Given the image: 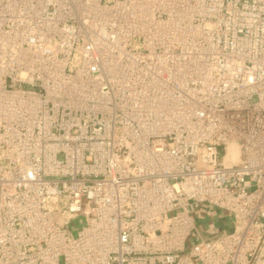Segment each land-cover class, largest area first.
Returning <instances> with one entry per match:
<instances>
[{
  "label": "built area",
  "instance_id": "built-area-1",
  "mask_svg": "<svg viewBox=\"0 0 264 264\" xmlns=\"http://www.w3.org/2000/svg\"><path fill=\"white\" fill-rule=\"evenodd\" d=\"M0 264H264V0H0Z\"/></svg>",
  "mask_w": 264,
  "mask_h": 264
},
{
  "label": "rangeland",
  "instance_id": "rangeland-1",
  "mask_svg": "<svg viewBox=\"0 0 264 264\" xmlns=\"http://www.w3.org/2000/svg\"><path fill=\"white\" fill-rule=\"evenodd\" d=\"M203 211H204V214H201L198 219V227H199V230L200 232L202 233V236L204 238H208L209 236H211V233L213 231H218V232H222L223 230L224 231H231L232 230V223L231 221H223V220H219V213L217 212H213L212 215L208 216L206 213L208 212V209L207 207H203ZM220 221V222H218ZM82 225H83V221L82 220H79V221H76L73 225H72V235L73 237L76 236L77 232L79 230L82 229ZM215 228V229H213Z\"/></svg>",
  "mask_w": 264,
  "mask_h": 264
}]
</instances>
